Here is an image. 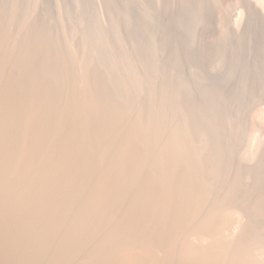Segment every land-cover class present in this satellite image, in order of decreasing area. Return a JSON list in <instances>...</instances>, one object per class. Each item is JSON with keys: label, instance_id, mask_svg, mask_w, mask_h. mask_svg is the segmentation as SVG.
Here are the masks:
<instances>
[{"label": "bare ground", "instance_id": "bare-ground-1", "mask_svg": "<svg viewBox=\"0 0 264 264\" xmlns=\"http://www.w3.org/2000/svg\"><path fill=\"white\" fill-rule=\"evenodd\" d=\"M253 7L264 25V7ZM6 20L0 53L13 59L0 86V264H264L263 254L224 242L239 224L222 199L207 210L201 184L172 171L176 152L159 114L128 126L132 115L110 103L92 70L85 76L55 55L71 86L57 102L54 75L40 65L53 54L47 40L30 30L15 49L22 30ZM25 65L45 80L34 88L39 104L30 113L24 78L15 79L18 71L28 78ZM97 132L105 137L91 157Z\"/></svg>", "mask_w": 264, "mask_h": 264}, {"label": "rangeland", "instance_id": "rangeland-1", "mask_svg": "<svg viewBox=\"0 0 264 264\" xmlns=\"http://www.w3.org/2000/svg\"><path fill=\"white\" fill-rule=\"evenodd\" d=\"M253 3L264 7V0H0V19L21 28L15 49L30 30L47 40L53 64L45 56L40 65L54 75L57 102L71 86L56 56L79 64L85 76L92 70L110 103L132 115L128 126L159 114L178 159L172 171L201 184L207 210L222 199L239 224L224 242L264 255V25ZM12 59L0 53V86ZM24 72L28 78L18 71L15 79L24 78L30 113L39 104L34 88L45 80L27 65ZM104 137L97 132L91 157Z\"/></svg>", "mask_w": 264, "mask_h": 264}]
</instances>
